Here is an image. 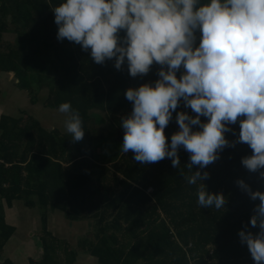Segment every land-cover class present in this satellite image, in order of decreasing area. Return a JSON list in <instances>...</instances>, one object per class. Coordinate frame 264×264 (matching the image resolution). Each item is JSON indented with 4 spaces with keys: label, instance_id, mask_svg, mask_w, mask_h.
<instances>
[{
    "label": "trees",
    "instance_id": "trees-1",
    "mask_svg": "<svg viewBox=\"0 0 264 264\" xmlns=\"http://www.w3.org/2000/svg\"><path fill=\"white\" fill-rule=\"evenodd\" d=\"M59 2L0 0L4 16L11 14L15 34L13 41H4V32L11 29L0 23V70L14 71L33 102L41 100L53 109L70 102L85 131L81 140L72 141L68 132L49 129L32 114L0 117V264H21L11 241L17 227L5 218L6 208L15 201L39 211L41 219V250L38 257H28V264H76L83 253L95 264H254L238 231L259 230L249 220L260 201L250 199L236 183L242 179L251 190L264 191L259 175L264 169L249 171L241 163L251 148L239 142L225 146L219 158L201 170L209 173L207 190L225 196L219 210L198 205L200 182L193 185L185 179L191 170L183 147L176 168L171 158L141 164L131 150L120 152V121L132 110L124 92L154 82L160 65L154 62L147 74L132 77L126 64L114 67V58L98 64L90 50L57 40L51 8ZM180 110L195 115L182 103ZM102 113L112 129L100 125ZM175 114L164 129L169 140L178 130ZM230 128L235 134L225 136L234 141L239 122ZM54 210L72 221L95 219L96 232L80 235L73 244L49 229Z\"/></svg>",
    "mask_w": 264,
    "mask_h": 264
},
{
    "label": "clouds",
    "instance_id": "clouds-1",
    "mask_svg": "<svg viewBox=\"0 0 264 264\" xmlns=\"http://www.w3.org/2000/svg\"><path fill=\"white\" fill-rule=\"evenodd\" d=\"M51 10L57 40L90 50L95 63L114 58V67L126 64L132 77L147 74L154 62L160 65L154 82L124 92L132 110L120 121V152L131 150L141 164L171 158L176 168L183 147L191 170L185 179L200 182L198 205L217 210L225 196L207 190L209 173L201 170L225 146L246 143L252 153L241 158L242 165L264 169V0H60ZM181 103L195 115L177 111ZM58 111L67 115L71 140H81L79 111L70 102L60 103ZM174 111L178 130L169 140L164 129ZM237 121L239 134L229 141L225 133L235 134L230 125ZM259 175L264 178V171ZM236 183L260 201L249 220L259 230L241 229L238 236L254 264H264V191L251 190L242 179Z\"/></svg>",
    "mask_w": 264,
    "mask_h": 264
},
{
    "label": "rangeland",
    "instance_id": "rangeland-1",
    "mask_svg": "<svg viewBox=\"0 0 264 264\" xmlns=\"http://www.w3.org/2000/svg\"><path fill=\"white\" fill-rule=\"evenodd\" d=\"M10 37H11V39H13V35H10ZM30 100L32 101L31 98H30ZM39 104H41L40 101L33 102V104H32V111L33 112L32 113H35L36 115L38 114L39 115L38 117H40V120L45 125H47L49 128L58 127V128H60V130L65 129L64 128L65 126L62 125L67 118V115L65 113H61L58 111V109L49 108V107H46L45 105L41 111L39 108V106H40ZM47 113H49L51 115H48ZM100 115H102L101 116L102 122H100V125L112 129L111 122L109 123L105 114L102 113ZM18 205H20V203ZM11 211L14 215V218H11L9 220H11V222H12V221H16V219H17V222H19L18 234L15 235V238L22 239V241L26 240V243H25L26 245L23 248L25 250L27 247H30L33 245L32 243H34V242H32L31 239L33 241H38V238H39L40 233H41V228H42L41 219L38 216V214L35 216L31 215L33 218L28 219L27 217L30 214L26 210H23V208L17 209L15 207H13L11 209ZM38 213H39V211H38ZM31 219H33V220H31ZM73 222H75V221H73ZM29 223H32L31 224L32 226H30ZM94 224H96L95 219H93L92 221L80 222V225L78 227H74L72 224L67 223L65 221V219H61V216H51L50 222L48 221L49 229L51 231H53L54 234L72 241L73 244L76 243L77 238H79L80 235L82 237H84L85 234L89 233V231H92V234H94L96 232V229H97V225H94ZM29 226L31 229L29 228ZM26 228H29V230L27 232H25ZM30 232H31V234H29ZM37 250L38 249H36V251L34 253L32 252V255H35L37 253L39 254L41 248H40V250H38V252H37ZM20 253L24 257V259H26V261H27L28 260V257L26 258L27 252L22 251ZM78 257H79V260H78V262H76V264H95V261H96L88 253L80 254ZM27 264H28V261H27Z\"/></svg>",
    "mask_w": 264,
    "mask_h": 264
},
{
    "label": "crops",
    "instance_id": "crops-1",
    "mask_svg": "<svg viewBox=\"0 0 264 264\" xmlns=\"http://www.w3.org/2000/svg\"><path fill=\"white\" fill-rule=\"evenodd\" d=\"M11 20H12L11 14L4 16L3 10L0 9V23L1 24L4 23L8 27V29H11L7 32H4V41H6V42L13 41L15 38V34L12 31L13 24H12ZM10 35H13V39H11ZM18 81L19 80L16 78L14 71L0 70V117L2 115H5V114L18 116L22 112H25V113H29V114L34 115L35 117H37L40 120V117H38L39 116L38 114L36 115L35 113H32L33 112L32 111L33 102L30 100L31 97H30L28 90L21 88L18 85ZM39 101L41 103V104H39L40 105L39 108L42 111V109L44 108V104L41 100H39ZM47 114L51 115L49 113H47ZM62 125H64V123ZM45 126L47 128H49L47 125H45ZM53 128H55V127H53ZM53 128H49V129H53ZM61 131L67 132L65 129H61ZM19 203L20 202L15 201L14 205L11 208H8V207L6 208L5 218H6V221L8 223L16 225V227H17L15 233L13 234V236L11 238V241H13V243L10 242V245L12 243V246L14 247L13 248L14 253H16V255H18L19 258H22L19 260L21 262V264H27L28 260L26 261V259H24V257L22 256V254L20 252H22V251L27 252L26 258L29 256L38 257V255H39L38 253L35 255H32V252L34 253L36 251V249L40 250V246H39L37 241H33L31 239V241L34 242V243H32L33 245L30 247H27L25 250L23 249L24 246L26 245L25 244L26 240L22 241V239L15 238V235L18 234L19 222H17V219H16V221H12V222H11V220H9L11 218H14V215H13L11 209L13 207H15L17 209L23 208V210H26L30 214L27 217L28 219L33 218L32 216L37 215L38 212L34 211L32 209H26L24 206L23 207L21 206V203H20V205H18ZM38 216H39V214H38ZM51 216H61V219H65V221L67 223L72 224L74 227H78L80 225V222H84V221L73 222L72 220L68 221L60 210H54V211L49 213V219H48L49 222H50ZM31 220H33V219H31ZM85 221H92V220H85ZM29 224H30V226H32L31 225L32 223H29ZM30 226H29V228H30ZM29 228H26L25 232H27L29 230ZM29 234H31V232ZM38 250H37V252H38Z\"/></svg>",
    "mask_w": 264,
    "mask_h": 264
}]
</instances>
